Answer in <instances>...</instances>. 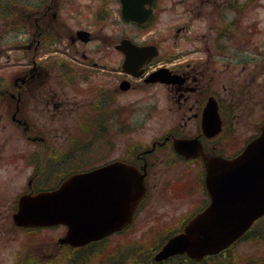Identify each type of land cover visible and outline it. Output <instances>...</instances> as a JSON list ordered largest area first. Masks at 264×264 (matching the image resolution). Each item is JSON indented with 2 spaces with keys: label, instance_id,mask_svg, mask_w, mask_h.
<instances>
[{
  "label": "flooded vegetation",
  "instance_id": "flooded-vegetation-1",
  "mask_svg": "<svg viewBox=\"0 0 264 264\" xmlns=\"http://www.w3.org/2000/svg\"><path fill=\"white\" fill-rule=\"evenodd\" d=\"M168 1L0 0V107L34 145L32 158L40 175L66 179L123 162L146 172L148 195L142 207L163 166L198 164L192 183L186 181L192 173L180 169L181 194H171L174 199L195 198L200 195L195 181L201 183L202 197L194 209L175 214L179 233L210 203L202 187L204 164L238 156L260 133L261 127L251 137L235 130L239 104L232 95L236 89L244 92L249 63H256L250 76L263 73L264 49L252 57L248 38L240 46L232 42L249 0H174L181 9L177 43L164 53L168 27L161 18ZM123 2L130 8L141 3L144 22L128 20L133 12L125 18ZM201 20L207 22L198 25ZM123 40L156 48V54H143L129 65L119 48ZM143 58L148 60L141 65ZM9 67L16 68L14 75L5 71ZM143 89L155 91L146 98L125 99ZM158 114L169 121L163 129L152 128L157 132L147 140L131 136L152 127L149 122ZM74 129L83 131L85 139H57ZM122 133L128 134L123 152ZM177 142L188 143L190 152L176 151Z\"/></svg>",
  "mask_w": 264,
  "mask_h": 264
},
{
  "label": "water",
  "instance_id": "water-1",
  "mask_svg": "<svg viewBox=\"0 0 264 264\" xmlns=\"http://www.w3.org/2000/svg\"><path fill=\"white\" fill-rule=\"evenodd\" d=\"M127 5L124 2L125 18L127 13L139 11L141 4L131 3L132 8ZM132 18L140 20L138 16ZM119 48L129 65L142 52L153 54L128 41H123ZM183 147L178 145L177 150L180 152ZM144 178L134 167L121 163L76 176L54 193L22 197L14 221L24 227L67 224L69 234L61 242L85 245L123 229L132 221L146 192ZM205 185L211 205L186 226L184 233L169 240L156 255L157 261L179 254L200 261L217 254L264 215V127L261 136L237 158L211 160Z\"/></svg>",
  "mask_w": 264,
  "mask_h": 264
},
{
  "label": "rangeland",
  "instance_id": "rangeland-1",
  "mask_svg": "<svg viewBox=\"0 0 264 264\" xmlns=\"http://www.w3.org/2000/svg\"><path fill=\"white\" fill-rule=\"evenodd\" d=\"M169 9L162 15L161 23L168 27V39L163 44V52L166 49L171 50L172 45L177 43L175 36L176 24L180 20L181 9L177 8L174 0L168 1ZM247 12L243 15L240 21L241 26L232 35V42L237 46L244 43L247 38L249 39L247 49L252 57L257 56L262 52L264 47V0H249L247 5ZM233 14V19H234ZM201 20L198 25L203 23ZM207 21L204 22V24ZM202 24V27L203 25ZM194 24V27L198 26ZM160 28V25H158ZM244 27H248L246 30ZM161 28H164L162 26ZM246 32H243L245 31ZM204 31L202 30L201 33ZM245 33V34H244ZM135 35L137 32L135 31ZM142 36H145L143 34ZM167 35L164 36L166 39ZM197 37V36H196ZM204 37L199 35V40H204ZM243 41V42H241ZM260 47V48H259ZM262 61V60H261ZM255 62L249 63V70L247 79H244V89L241 92L234 91L232 97H235V101L239 106L235 107V112L239 116L236 118L235 130L242 132L243 134L251 137L264 122V66L263 73L257 76H250V72L253 71V65ZM258 65H256L257 67ZM9 75H14L16 72L15 67H9ZM240 82L239 84H241ZM236 84V83H235ZM238 86V85H237ZM155 89H143L141 92L131 93L129 97L125 99H139L146 98L150 92H154ZM241 94V95H240ZM229 100L230 95L226 96ZM153 122V123H152ZM169 121L161 114H158L149 123L151 126H147L136 133H132L131 136L136 135L137 138L147 140L149 136L157 131H152V128L158 130L163 129ZM49 137L50 133L46 132ZM60 134V133H58ZM84 132L80 129H74L65 135L59 136L57 139L67 140H84ZM51 138V137H50ZM128 134H121L119 138L122 152L126 148ZM52 139V138H51ZM33 146L26 144L20 132L16 131L15 127L9 123L4 107H0V264H15L16 259L21 254L25 253L28 249L46 248L48 254L53 256L54 259L63 263L65 256H67V249L54 250V246H51V241L56 240L58 236L64 231L63 228L56 229H42L38 233H26L19 230L13 224V214L16 210L15 206L19 195L26 190L28 176L32 169V163L28 160V154L32 151ZM64 149V148H61ZM168 166V167H167ZM198 164H175L165 165L159 171L158 180H152L151 183L155 185L151 186V196L146 205L138 212L135 223L132 229L126 236L112 238L113 244L119 240L120 242H130L136 244V246L143 245L145 249L151 247L155 250L159 245L157 237L158 232L162 229L170 230L178 226L181 215H185L194 209V205L197 204L198 198L201 195V185L195 181V191L200 193L195 198L182 200L174 196L181 194L182 188L180 186L182 175L181 168L187 169L192 173L188 175L186 181L192 183L197 180L199 171ZM185 181V180H184ZM169 192V193H168ZM159 196V197H158ZM199 203V202H198ZM177 214V215H175ZM176 216L175 220H172ZM161 225V226H158ZM161 227V228H160ZM149 228L152 231L146 232ZM255 230V231H254ZM254 232L246 241L239 243L233 250L232 254L238 264H243L250 259V264H264V220L260 221L254 228ZM257 231L259 233L257 234ZM149 235V237H148ZM153 243L151 244V242ZM167 264H183L178 260L171 261Z\"/></svg>",
  "mask_w": 264,
  "mask_h": 264
},
{
  "label": "trees",
  "instance_id": "trees-1",
  "mask_svg": "<svg viewBox=\"0 0 264 264\" xmlns=\"http://www.w3.org/2000/svg\"><path fill=\"white\" fill-rule=\"evenodd\" d=\"M155 251L156 248L155 250L151 247L145 249L143 245L136 246L131 241L117 242L112 245L109 240H104L74 253L67 264H154L153 254ZM47 252L44 249L29 250L18 258L16 264H61L56 262L53 257L45 262ZM251 262L248 259L243 264H250ZM203 264H238V262L231 252L225 256L207 259Z\"/></svg>",
  "mask_w": 264,
  "mask_h": 264
}]
</instances>
